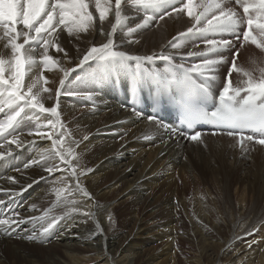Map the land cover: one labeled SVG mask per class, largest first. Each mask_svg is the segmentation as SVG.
Segmentation results:
<instances>
[{
    "label": "bare ground",
    "instance_id": "1",
    "mask_svg": "<svg viewBox=\"0 0 264 264\" xmlns=\"http://www.w3.org/2000/svg\"><path fill=\"white\" fill-rule=\"evenodd\" d=\"M89 3V11L95 18L94 26L89 29V32L80 33L79 39L75 35L68 36L66 31L60 34L59 42L68 52V57H64L63 53H57L54 48L49 49V55L59 59L62 67H74L78 63V57L83 54L87 47L93 43L99 45L106 42L107 35L111 32L112 25L115 23L113 10L107 14V18L101 25L99 14L95 8V0H89ZM124 10L127 13V24L132 26L138 23L145 14L127 6ZM157 20L158 22L153 21L148 28L134 33L131 37L127 35L126 30L121 32L118 28L114 34L117 50L140 56L150 55L154 52L158 53L162 50L168 52L178 51L181 54L187 51L203 50L204 46L200 42H197L199 49L194 47L191 42L185 44L179 50H174L169 45V41L178 42L173 38L178 37L181 32H186L192 26L193 20L192 17L187 15V11L179 16L173 13L171 16L165 15L163 20L158 18ZM101 27L103 35L99 34ZM18 28H22V25H18ZM129 39L139 42L129 43ZM77 48H79V52H77ZM0 53H3L5 58L10 55V50L3 48L2 41H0ZM225 56L227 57L228 53H225ZM246 56L247 62H250L251 59L258 61L259 58L264 60V53H261L259 49L250 43L245 44L240 49V55L237 59L241 66H244ZM224 67H227V65ZM164 69V62L159 60L144 65L146 73L163 72ZM40 72V68L33 69L26 76L25 84L30 83L31 78L40 75ZM220 72L223 73L224 68H221ZM43 75L49 81V85L46 87L52 89V98H48L49 93H43L42 102L45 107H52L56 104L55 90L60 87L59 80L62 78L63 73L54 68L52 71L44 70ZM150 80L153 83L152 86L148 84ZM235 80L236 74L233 73L234 83ZM223 81L224 77L218 75L216 80L210 83V93L216 95L219 89L222 88ZM129 83V76L120 73L113 74L103 82L95 84L96 92L93 91L92 100L84 99V104L89 105L86 111L78 110L79 104L77 103H74L76 106L74 107L72 102L65 101L62 97L59 98L60 119L71 133V140L75 141V143L70 142L67 146L74 149L78 145L81 136L88 137L86 141L79 145L75 154L78 156L77 171L79 172L81 169L87 171V175L80 176V183L90 194V198L75 191V181L67 177L66 172H55L52 176H49L44 171L43 161L37 164L31 163L32 160L41 159L39 153L43 149L50 148L51 141H41L35 136L27 135L28 127L32 126L30 122L25 121V126L20 129L22 134L19 135V139L23 142L22 147L17 148L16 144H7L0 140V145H3L0 147V152L4 153V158L0 159V199L5 201V205H0V213H6L7 216H12L16 220L28 221L27 223L13 224L7 233L0 230V244L7 246L12 261L17 264H138L140 255L139 252H135L136 246L132 243L133 239L130 238V235H123V232L131 226L129 216L131 214L135 215L139 209V219L136 222V224H139L137 231L149 234L151 237H154L155 233L150 234L152 227L145 228L144 222L147 218L156 220L159 216L162 217L163 214V217L169 220V218L172 219V217L178 216L175 206L173 211H170L171 202L166 204L164 211L160 203L157 205L159 197L155 201L149 199L151 195L146 192L148 186H153L154 183L152 184V182L160 178L159 175H164V172L171 170H175L177 174L186 175L189 178L197 176L200 183L204 184V180L202 177L200 178L197 171V163L188 162L185 159L187 152H190L191 156H193V152H198L194 150V147L199 141H192L179 134L173 135L166 130L162 125L179 128V121L170 114L161 115L157 113L147 97H145L146 108L136 106L135 103L131 102ZM144 83L148 84L150 93L154 86H158V83L148 76L140 82V85L143 87ZM101 112L104 113L97 116L98 118L94 117ZM137 112L140 115H137ZM29 114L33 115L31 112ZM34 115L39 116L41 123H45V117L48 114L37 112ZM149 116H153L155 119L149 120ZM91 117H94V119ZM2 118L3 116L0 115V119ZM107 132H111L116 136L107 135ZM123 133L126 135L124 141L126 143L131 142L132 145L124 147V144L116 141V138ZM212 133L211 130L203 131L200 141H206L207 144H224L228 155L233 149L236 152L242 151L233 137L220 132H217L216 135ZM11 138L8 137V139ZM66 139L68 138L66 137ZM34 140L35 143H32ZM136 146L147 148V152L156 150L158 160H155L149 167V161L144 163L140 175L134 180L130 178L140 168V162L142 161L136 158L132 160L133 156L130 155L129 149ZM254 146L264 151V145L256 143L253 145L252 142H245V150ZM9 152H11V155L8 154ZM156 152L154 153L156 154ZM229 159L230 157H228ZM233 160L235 161L236 172L246 175V170L251 167L249 162L251 159L243 154L241 159L233 158ZM52 162L51 160L48 161V163ZM220 162L219 166L227 164L226 162ZM25 164H31V166L26 168ZM73 164H77V161L74 160ZM159 164L163 166L160 171L157 169ZM200 164V168L203 169ZM61 167H64V165H61ZM214 168L216 173L214 169H211V178L214 181L221 182L219 178L221 173L216 167ZM60 176L67 177V182L53 185V179ZM229 178L228 176L225 177L226 182ZM243 179L245 180L240 184H249L250 177L248 175ZM234 183L239 184V180L235 178ZM248 186L253 185L249 184ZM53 188L64 189L59 200ZM69 190H72L71 195H68ZM162 191L171 192L172 189L168 186L159 185L153 187L151 193L153 195L156 193L162 194ZM263 191L264 186H261L258 197ZM120 195H124L126 199L119 202L118 197ZM64 197H67L68 201L74 200L76 203L69 204ZM50 200L51 203H48ZM116 202L118 204L114 206ZM202 202L204 201L200 200V203ZM134 207L139 208L135 211L133 210ZM70 208H75L76 211H69ZM182 208L186 213V207L183 205ZM251 208V204L249 208L247 207V210H244L243 207L244 212H247H243L241 219L238 217L240 221H237L239 222L235 220L237 216H230L231 212L227 213V211H231V208L230 210L226 208V211H223L226 213L228 233L231 237L230 239L225 238L224 244L221 245L222 253L215 252L209 245L208 249L202 247L203 255L208 264H264V243H261L263 240H259L260 237H264V226L262 225L264 217L260 216L259 219L257 209ZM259 209L261 210V206ZM46 211L48 216L44 220L32 221L30 219L31 217H41ZM142 211L145 218L140 217ZM85 213H88V215H85ZM198 213L199 216L193 225L196 232H201L199 226L203 225L202 220L205 223H215L217 225L218 222L214 218L216 214L212 211L210 205L205 209L201 208ZM54 217H59L55 225L47 233L41 235L43 228L47 227ZM3 218L7 217L4 216ZM117 219H120V222L116 221ZM97 225H99V228H97ZM154 225L157 226V221ZM161 227H164L165 232L166 224H161ZM30 235H34L36 238L30 240L27 238ZM202 239L206 240L205 237H202ZM136 255L137 258H135ZM142 262L152 264L150 261L143 259ZM0 264H5L1 257Z\"/></svg>",
    "mask_w": 264,
    "mask_h": 264
},
{
    "label": "snow or ice",
    "instance_id": "2",
    "mask_svg": "<svg viewBox=\"0 0 264 264\" xmlns=\"http://www.w3.org/2000/svg\"><path fill=\"white\" fill-rule=\"evenodd\" d=\"M125 6L145 13L134 26L127 24ZM89 7V0H0V41L4 49L10 50L7 58L0 53V115L3 116L0 119V140L16 144L17 148L22 147L20 129L25 126V121L30 122L32 126L28 127L27 135L41 141H51V147L39 153L41 159L32 160L31 163L43 161L44 171L49 176L55 172H66L67 177L75 181V191L90 198L80 183V176L87 175V171H77L78 156L73 148L67 146L75 141L71 140V133L60 119L59 98L66 93L83 95L92 100L93 85L113 74L124 73L136 85L148 76L158 84L176 86L180 93V127L162 125L171 134L200 141L202 133L195 130L194 126L206 122L221 134L233 137L242 150H245L246 141L264 145V66L256 59H251L252 67L246 68L237 59L240 49L249 43L264 53V0H114V3L113 0H95L101 25L107 14L114 10L112 30L106 42L99 45L93 43L87 47L74 67H62L59 59L49 55V49L54 48L57 53L68 57V52L59 42L60 34L66 31L68 36L75 35L79 39L80 33H88L95 19ZM185 11L192 17L193 24L186 32L173 38L178 42L169 41V45L179 50L191 42L199 49L197 42H200L204 46L203 50L183 54L162 50L143 56L117 50L114 34L118 28L121 32L126 30L131 37L148 28L153 21L158 22L157 18L163 20L165 15L175 13L179 16ZM18 25H22V28H18ZM99 34H104L102 27ZM128 42L139 41L129 39ZM225 53H228L227 57ZM157 60L164 62V71L146 73L144 65ZM35 68L41 69L40 75L31 78V82L26 85V76ZM54 68L62 72L63 76L59 80L60 87L55 90L56 104L45 107L42 94L49 93L48 98L51 99L52 89L44 86L49 81L43 71H52ZM221 68H224L223 73L220 72ZM257 72L258 76L255 75ZM233 73L236 74L235 83ZM218 75L224 77L222 90L218 92V105L215 110L208 111L201 107V103L211 94L209 85ZM73 83L76 87L69 89L68 84ZM37 112L48 114L45 123H41L39 116L34 115ZM136 114L140 115L139 112ZM148 119L154 120L155 117L149 116ZM212 134L216 135L217 132L213 131ZM8 154L11 155V152ZM3 158L4 153L0 152V159ZM49 160L53 162L48 163ZM74 160L77 164H73ZM24 166L27 168L31 164ZM67 177H55L53 185L66 183ZM53 191L59 200L64 189L53 188ZM71 191H68V195H71ZM64 199L69 204L76 203L74 200L68 201L67 197ZM0 205H5V201L0 199ZM69 211L76 209L70 208ZM47 216L46 211L43 216L30 219L44 220ZM58 219L52 218L41 235L47 233ZM27 222L0 213V230L6 233L13 224ZM27 238L31 240L36 237L30 235Z\"/></svg>",
    "mask_w": 264,
    "mask_h": 264
},
{
    "label": "rangeland",
    "instance_id": "3",
    "mask_svg": "<svg viewBox=\"0 0 264 264\" xmlns=\"http://www.w3.org/2000/svg\"><path fill=\"white\" fill-rule=\"evenodd\" d=\"M246 59L247 56L245 57L244 61H246ZM257 62L261 63V66H264V63H262L264 62L263 59L259 58ZM243 64L244 66H246V68L252 67L250 62L246 61ZM255 75L258 76L259 73L257 72L255 73ZM47 85L44 86L46 87ZM75 87L76 85L74 83L68 84L69 89H73ZM93 91L96 92L95 85H93ZM60 97H62V99H64L65 101L72 102V106L74 107H76L74 103L79 104V107L77 109H80V111H86L87 108H89V105L84 104L85 96L83 95H70L65 93ZM102 113L104 112H101L94 117L98 118L97 116H100ZM91 114L95 115V113L92 112ZM94 117L91 118L94 119ZM109 133L111 132H107V135H111L113 137L116 136L113 135V133ZM122 135L118 136L116 138V141L118 143L124 144V147L132 145L131 142L126 143L124 141L126 139L125 133H123ZM87 139H85L84 136H81L79 138L78 145L74 148V152H76L79 145ZM252 144L255 145V142H252ZM225 146L226 145L224 144L219 145V143L207 144L206 141H199L197 144H195L194 147V150H197L198 152L192 153L194 157L190 155V152H187L185 159L188 162L197 163V171L200 174V178L202 177V179L204 180V184L200 183L197 176H192L191 178H189L186 175L177 174L175 170H171L164 172V175H159L160 178L152 182V184L154 183L153 186H148L149 188L148 190H146V192L148 193V195H151L149 199L155 201L159 197L157 205L160 203L164 211V207L166 206V204H169V202H171L172 206L170 208V211H173V207L175 206L177 208L178 216L175 218L172 217V219L169 218V220L164 218L163 214L162 217L159 216L156 220L147 218L146 222H144L145 228L152 227L150 234L155 233L154 237H151V235L149 234L137 231L139 224H136V222L139 219L138 213L140 214V211L138 208L140 206L134 207L133 210H138L136 211L135 215L131 214L129 216V220L131 219V226L123 232V235H130V238L133 239L132 243L134 244V246H136L135 252H139L140 255V262L138 264H145V262H142V259L145 261H150L152 264H208L205 256L203 255L202 247H204V249H208L209 245V247L215 250V252L218 251L222 253L221 245L224 244V241L226 239H230L231 237V235L228 233L226 213H224L226 211V208H228L227 210H230L231 208V211H227V213L231 212L230 216H237L235 218L236 221H240V219L243 217L242 215L244 210H247V207L249 208L250 204L252 206L251 209H257L259 219L261 217H264V191L263 193H261L263 197L261 196V194L260 197H258L260 187L264 186V167H261L262 165L264 166V151L255 148V146L250 149L248 148L244 151L239 150L237 152L233 149L231 153L229 152L231 155L230 156L227 154L228 151L226 152ZM129 151L130 155L133 156L132 160H135V158L142 160L140 162V168L135 172L136 175L134 174V176H131L130 179L136 180L135 178L140 175V171L142 170L144 163H148L149 161V167L150 164H153L155 162V160H158L156 150L154 151L156 152L155 154L152 151L147 152V148L145 147L136 146L134 148H130ZM243 154H246L248 158L251 159L249 160L251 167L246 170L245 174L250 177L249 184L253 186H248V183L245 185L240 184V182L245 180L243 178H245L246 175H243L240 172H236L237 169H235V161L233 160V158L241 159ZM255 155L256 157H254ZM228 157H230L229 160ZM254 160H256V162H254ZM220 161L226 162L227 164L219 166V164L221 163ZM199 164L203 169L200 168ZM162 167V164H159L157 167L158 171L162 170ZM214 167H216V169H218L221 173V175L219 176L221 182H219L218 180L214 181L211 178V169H214V172L216 173ZM227 176L230 177L227 180L228 182H226L225 180V177ZM235 178L239 180V184L234 183ZM159 185L168 186L170 187V189H172L173 192L162 191V194L156 193L153 195L151 193L153 187ZM118 198L119 202L126 199L124 195H120ZM200 200L204 202L200 203ZM48 203H51V200ZM248 203L249 205H247ZM116 204H118V202H116L114 206ZM183 205L186 207V213H184V210L182 208ZM208 205H210L212 211L216 214L214 218H216V222L218 223L217 225L215 223L209 224L205 223V221L202 220L201 222H203V225L199 226L201 232H196L193 225L199 216L198 211H200L201 208L205 209V207H207ZM260 206L261 210L259 209ZM243 207L245 208L244 210ZM141 215L142 216L140 217L145 218V216H143V211L141 212ZM232 218L234 219V217ZM116 221L120 222V219H117ZM156 221L157 226L154 225ZM164 223L166 224L165 232L164 227H161V224ZM262 225L264 226V222ZM167 230L170 231L168 232ZM228 234L229 236L227 237ZM202 237H205L206 240H203ZM261 238L262 237H260L259 240H263L261 241V243H264V237L262 239ZM0 257L2 258V260H4L5 264H17L16 262L12 261L9 249L5 244H0ZM135 258H137V255L135 256Z\"/></svg>",
    "mask_w": 264,
    "mask_h": 264
}]
</instances>
